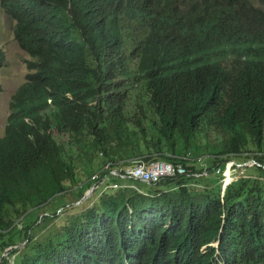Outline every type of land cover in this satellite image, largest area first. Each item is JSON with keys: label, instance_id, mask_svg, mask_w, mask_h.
Masks as SVG:
<instances>
[{"label": "trees", "instance_id": "1", "mask_svg": "<svg viewBox=\"0 0 264 264\" xmlns=\"http://www.w3.org/2000/svg\"><path fill=\"white\" fill-rule=\"evenodd\" d=\"M0 5L32 56L0 137V264H264V180L223 190L195 163L264 168V0ZM137 158L186 172L80 201Z\"/></svg>", "mask_w": 264, "mask_h": 264}, {"label": "rangeland", "instance_id": "2", "mask_svg": "<svg viewBox=\"0 0 264 264\" xmlns=\"http://www.w3.org/2000/svg\"><path fill=\"white\" fill-rule=\"evenodd\" d=\"M15 20L12 18L0 5V48L3 49L6 58L4 61V64L0 67V137L5 133L8 115L10 113V102L13 94L17 90V88L26 80L27 74L30 72V69L28 67V60L32 59V56L21 47L18 40L15 37L14 33V26H15ZM198 162H195L198 164V167L202 168V171L199 172L197 175L201 178L204 182L207 180V182L212 181L209 176H213L215 179L219 178V183L222 186V189L225 190V187L231 180L237 179L239 177L244 176L246 173L252 174L253 176L260 178L261 180H264V168L257 167L256 165L250 166V167H243L245 165L251 164L254 161L250 158L247 159H238L235 158V160H229L224 161L221 163L222 168L219 167L221 173L216 174L214 170L207 171V167L211 166L213 164V158L211 156H205L203 159L197 160ZM131 163L128 162L127 164ZM103 174V172H102ZM92 175L90 176V178ZM123 180L126 179L125 176H122ZM94 180V181H93ZM113 180H117L114 182ZM120 178L114 175L113 173H105L103 178H91V185L90 187L85 188V195L83 198H81L80 201H83L84 199L88 198L91 194H93V197L88 198V202L84 203L85 205L90 204L95 196L98 194V191H95L97 189L96 187L99 186L100 183L103 182V185L99 188L100 192H102L105 188H108V186H114V184H117L116 187L121 186L119 182ZM89 182V184H90ZM132 180H128L127 182H124L129 186H139L135 182L136 185L132 184ZM76 194H73L72 192H66L63 196V201L60 203L62 205L76 202ZM59 196L54 198L49 207H44L41 211H46L49 208H52L55 204L59 203L62 200ZM57 202V203H55ZM84 206V205H83ZM60 207V206H59ZM57 208V210L59 209ZM73 209L74 211L78 210ZM55 215V214H52ZM57 215L50 216L48 219L52 221ZM36 217V210H32L29 215H27L26 219ZM47 219V220H48ZM45 226H48V223L46 221ZM47 227H45L46 229ZM44 228L41 229V231ZM49 230V227L46 229ZM40 232V231H39ZM21 244V243H20ZM23 246V244H21Z\"/></svg>", "mask_w": 264, "mask_h": 264}, {"label": "built area", "instance_id": "3", "mask_svg": "<svg viewBox=\"0 0 264 264\" xmlns=\"http://www.w3.org/2000/svg\"><path fill=\"white\" fill-rule=\"evenodd\" d=\"M185 157H188V155ZM105 171L146 182H157L167 176L185 173L186 167L182 162L165 160L146 161L143 158L131 160V163L126 165H114L112 161H109L104 163L99 170H96L91 178H100V174ZM217 171H220V169L218 168ZM116 185L114 184V186Z\"/></svg>", "mask_w": 264, "mask_h": 264}, {"label": "clouds", "instance_id": "4", "mask_svg": "<svg viewBox=\"0 0 264 264\" xmlns=\"http://www.w3.org/2000/svg\"><path fill=\"white\" fill-rule=\"evenodd\" d=\"M187 155L189 156V154H187ZM187 155H186V156H187ZM200 159H201V157H198V158H197V160H200ZM102 166H103V165H102ZM217 169H218V168H217ZM217 169H216V172H221V171H217ZM98 170H99V169H98ZM105 172L108 173V171H105ZM103 173H104V172H103ZM114 175H116L117 177L120 178V180H121L120 184H121V186H123L125 181L123 180L122 175L115 174V173H114ZM127 178H128V177H127ZM128 179H130V180H132V181H133V180H138V179H132V178H128ZM90 181H91V179H90ZM133 182H134V181H133ZM133 182H132V184L135 185ZM125 185H126V183H125ZM108 187H112V186H108ZM78 202H80V201H78ZM75 203H76V202H75Z\"/></svg>", "mask_w": 264, "mask_h": 264}, {"label": "bare ground", "instance_id": "5", "mask_svg": "<svg viewBox=\"0 0 264 264\" xmlns=\"http://www.w3.org/2000/svg\"><path fill=\"white\" fill-rule=\"evenodd\" d=\"M115 161H116V160H115ZM147 161H148V160H147ZM121 162H122V161H121ZM125 163H126V162H125ZM116 164H117V163H116ZM121 164H122V163H121ZM123 164H124V163H123ZM95 172H96V171H93V172L90 173V174L92 175V174L95 173ZM91 175H90V176H91ZM90 176H89V177H90ZM123 176H125V175H123ZM125 177H126V176H125ZM88 181H89V180H88ZM93 181H94V180H93ZM81 183H82V181H81ZM83 183H84V182H83ZM85 183H86V182H85ZM117 183H120V182H117ZM77 184H78V183H77ZM90 184H91V182H90Z\"/></svg>", "mask_w": 264, "mask_h": 264}, {"label": "crops", "instance_id": "6", "mask_svg": "<svg viewBox=\"0 0 264 264\" xmlns=\"http://www.w3.org/2000/svg\"><path fill=\"white\" fill-rule=\"evenodd\" d=\"M122 176H123V175H122ZM128 180H129V179H128ZM128 180H124V181H126V182H127ZM113 181H114V182H116L117 180H113ZM119 182H121V180H119Z\"/></svg>", "mask_w": 264, "mask_h": 264}]
</instances>
